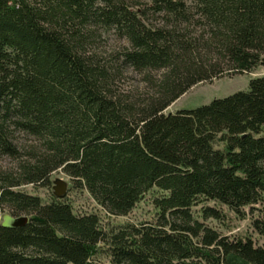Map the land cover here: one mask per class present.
Instances as JSON below:
<instances>
[{"label": "trees", "instance_id": "16d2710c", "mask_svg": "<svg viewBox=\"0 0 264 264\" xmlns=\"http://www.w3.org/2000/svg\"><path fill=\"white\" fill-rule=\"evenodd\" d=\"M138 6L0 0V154L17 161L0 167V218L7 209L29 217L24 226L0 223V264H98L101 251L111 264H264V76L166 112L223 64L243 73L262 63L264 0ZM111 29L128 45L108 58L93 45ZM130 70L147 89L122 87ZM18 132L32 143L21 145ZM58 170L115 216L157 190V218L107 231L98 214H78L65 198L44 202L19 189L47 186ZM247 210L244 232L206 223Z\"/></svg>", "mask_w": 264, "mask_h": 264}, {"label": "rangeland", "instance_id": "374dc122", "mask_svg": "<svg viewBox=\"0 0 264 264\" xmlns=\"http://www.w3.org/2000/svg\"><path fill=\"white\" fill-rule=\"evenodd\" d=\"M134 7H139L138 4H144L147 0H128ZM145 6V5H143ZM149 19L155 21L156 15L149 13ZM128 45L125 38H122L114 29L102 31L101 36L98 37L93 45L100 55L110 57ZM158 74V73H155ZM257 76H264V64L261 63L251 72H235L231 70L228 64H223V72L218 76L208 81H202L192 86L183 96L176 100L166 112H177L183 109H194L204 104L210 103L215 98L225 97L240 90H247L252 78ZM144 74L130 70L126 73L121 84L125 89L136 88L144 89L146 82L144 81ZM142 92V91H141ZM19 143L30 144L32 139L24 135V133H16ZM17 161L7 155L0 154V167L15 169ZM62 180L66 183V191L62 198H65L73 206V209L78 214L96 213L100 216L102 227L107 231L115 230L127 223H141L144 221H155L157 218V210L153 204V199L159 194L157 190L148 192L142 200H140L134 209L126 216H115L108 214L102 206H100L85 188H74L71 178L63 171L58 170L51 175V184L47 186H35L33 184L24 185L19 189L37 195L42 198L44 202H50L55 194L56 180ZM209 205H214V202L207 201ZM203 206L199 204L194 207L196 215H199L198 210ZM10 210L3 211L0 218V223L6 221ZM20 216H28L27 213H22ZM252 214L247 210L244 217L237 216L230 211L224 221H218L213 218L206 220V223L218 229L224 234H232L238 231L250 230ZM98 264H111V257L106 251H101L96 257Z\"/></svg>", "mask_w": 264, "mask_h": 264}, {"label": "water", "instance_id": "95a60500", "mask_svg": "<svg viewBox=\"0 0 264 264\" xmlns=\"http://www.w3.org/2000/svg\"><path fill=\"white\" fill-rule=\"evenodd\" d=\"M264 64V57L261 61ZM56 186H55V194L59 197H63L64 193L66 191V183L62 180L58 179L56 180ZM29 222L28 216H20V217H8L4 224L11 225V226H24Z\"/></svg>", "mask_w": 264, "mask_h": 264}]
</instances>
